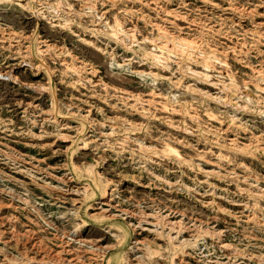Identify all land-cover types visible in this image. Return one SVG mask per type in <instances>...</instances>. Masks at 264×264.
I'll return each instance as SVG.
<instances>
[{"label":"rangeland","instance_id":"rangeland-1","mask_svg":"<svg viewBox=\"0 0 264 264\" xmlns=\"http://www.w3.org/2000/svg\"><path fill=\"white\" fill-rule=\"evenodd\" d=\"M0 264H264V0H0Z\"/></svg>","mask_w":264,"mask_h":264}]
</instances>
